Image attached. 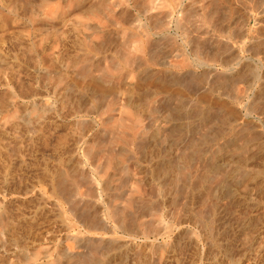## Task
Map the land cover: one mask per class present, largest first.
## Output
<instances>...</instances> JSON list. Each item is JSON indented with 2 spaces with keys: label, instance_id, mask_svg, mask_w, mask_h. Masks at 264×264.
I'll return each instance as SVG.
<instances>
[{
  "label": "bare ground",
  "instance_id": "obj_1",
  "mask_svg": "<svg viewBox=\"0 0 264 264\" xmlns=\"http://www.w3.org/2000/svg\"><path fill=\"white\" fill-rule=\"evenodd\" d=\"M208 1L198 13L164 0H0V264H222L219 251L227 264H264V190L211 199L226 181L212 172L218 155L230 150L243 165L257 135L240 124L226 129L241 143H213L233 114L211 108L210 71L196 70L208 60L198 56L238 55L201 42L204 21L231 11ZM171 24L184 44L153 38ZM240 78L215 69L210 82ZM251 104L263 110L264 91ZM147 153L162 161L138 175L129 160L139 166ZM232 207L252 233L235 248L220 231ZM172 244L175 260L151 254Z\"/></svg>",
  "mask_w": 264,
  "mask_h": 264
},
{
  "label": "rangeland",
  "instance_id": "obj_2",
  "mask_svg": "<svg viewBox=\"0 0 264 264\" xmlns=\"http://www.w3.org/2000/svg\"><path fill=\"white\" fill-rule=\"evenodd\" d=\"M164 1L166 2V4H168L169 9L175 8V2H178L182 5V7L183 6L191 7L195 9L198 13H203L204 12L203 7L207 5L205 3L209 2L208 0H164ZM247 1L249 2L248 3L245 1L239 2L237 0H220V3H221V4L219 3V5L221 6L220 10L226 9L225 7L231 8V11L228 13L227 19L223 20L222 21L223 23L220 22V24H214L211 20L208 22L204 21L203 23L204 25H202L204 26L202 27V29L204 28L203 31L206 28L205 31L206 32L208 31V32L204 33L203 38H201V42L204 41V44H206L209 49L213 50L217 44H221V45L231 44V46H233L232 50H234V52H236V55L238 56L233 55L230 51L231 49L228 51H225L223 54L219 56V58H208V57L204 58L202 56L201 57L198 56L199 61L200 60H203V61L208 60V61H207V64H201V65L198 64L196 66V70L198 72H201L204 70L210 71L209 73L210 78H208V84L205 85L204 87L208 88L209 93H211L209 94L211 108L216 111H222V112H227V113L230 112L231 114H233L231 115V119H230V120L233 119L231 123H226L222 125L223 128L225 127L224 128L225 131L221 135H216L217 138L215 137L213 143L217 145L219 144L223 145V144L228 143V140H229V143H234L236 145V142H239L238 141L239 139L235 136V134H233L234 132H229V129H226V128L230 127L232 130H234L237 127L239 128L240 124L248 125L253 131V133L257 135L256 138L251 139L247 142V157H246L247 159L243 165L237 164V160H236L237 156L236 155L234 156V154L230 150L222 151L218 155L219 158L217 157V167L215 168L217 170L213 169L212 172L213 174L217 173L216 175L221 174V173L224 174L225 172L226 181L224 184H220L218 186L215 185L213 187L211 199L213 203L216 202L219 204H223V202L225 204L228 201L231 202V200L237 201L238 199H239L238 201H242L245 199L243 198V196L244 197L246 196V198H250L251 196L249 197L248 195H251L252 193L254 194L252 196L256 195L255 198L257 199H261L262 197H264V194L261 197L262 195L261 190L262 189L264 190V109L259 110V111L250 109V107L252 106L251 103L253 102L254 97L258 95V93L264 91L263 90L264 89V79H263L264 78V0H260V1L254 0L256 1L254 2L255 4L260 3V5H258V8H255V9L252 8L253 0L252 1L247 0ZM176 15L177 13L175 12V17ZM172 27L173 26L171 24V27L169 28V30H167L168 33L166 31V32L160 33L156 37L153 36V38L156 40H158V38L159 40L161 39L165 40L167 37H170L177 44H184L185 38H183L180 30L175 29L174 27L172 28ZM252 45L257 46L258 48H253L254 49L253 50L251 48ZM112 53L113 52H109V53L107 52L108 59L106 63H108L109 59L111 58ZM1 59L3 58L0 56V65L3 62ZM226 66L232 69L225 70ZM215 69L221 72L222 74L227 75L228 77L230 76V74H234V75L240 74L241 78L238 79V81L232 84L230 87L229 86H226V87L214 86L211 84L210 80L211 81L213 80V74H214ZM239 89L240 91L241 90L244 91L240 100L238 99L239 97L237 98L238 95H236ZM201 91L202 89L199 90L198 92L199 96H201L202 94ZM212 122L210 124V129L213 131V129L216 126H219L220 123L215 119ZM239 143H241V141ZM154 154L155 153H150V154L147 153L146 158L144 159V161L139 163V166L133 163L134 162L133 159H130L129 165L132 169L136 168L133 170L134 171L136 170L137 172L136 171L135 172L138 175L148 176L149 173L153 171L154 166L157 163H159L160 160L162 161V159L160 158H155ZM92 164L94 165V161L91 159L90 160L87 159L84 167L91 170ZM234 166L236 168L238 166L239 168L240 167L241 168L236 169ZM242 170L248 174V177L244 180H241L238 177V175H236L240 171L243 172ZM154 186H155V181L148 182V184L145 187V193L147 196H149L152 193ZM258 186H261V187H258ZM257 188L258 190H260V192H258ZM232 189L234 191H231ZM80 190L83 191L84 189H81L80 187ZM243 190L246 193L244 192L242 196ZM250 192L251 194H249ZM228 196L231 197L232 199L229 198ZM170 207H171L170 204L169 206L168 204H166L164 206V209H167V208L169 209ZM236 209L237 208H234V207L230 209L226 208L224 212H221L219 214V216L221 215L220 217L223 218L224 221H226L228 218L226 222L230 224V227L226 226L225 228H223V230H220V231L221 233L226 234V238L229 237V240L227 238V243L228 244L230 243L231 246L234 248L235 246H239L240 244H242L244 240L243 238L247 237V235L249 236V233L252 234L249 231H247L249 233H246V234L243 233V232H246V230L244 229L245 220L243 221L242 213H239V211H236ZM224 214H226L227 216ZM156 223L157 221L155 222V224ZM185 240H186V237L181 239L180 241L183 244ZM145 247H146L145 249H150L149 245ZM145 249H144V253L146 252ZM151 254L152 255L162 254L163 256L165 255V256L170 257L171 258L170 260L172 259L175 260L179 255V251H178L177 246H174L172 244L169 246H165V248L162 250H159V251L156 250L152 252ZM216 257H218V260H220L222 264H227L226 256L223 251H219V253H216ZM118 262L119 260L117 258L114 262H111L110 264H118ZM184 264H191L190 259L187 260V262L185 261Z\"/></svg>",
  "mask_w": 264,
  "mask_h": 264
}]
</instances>
